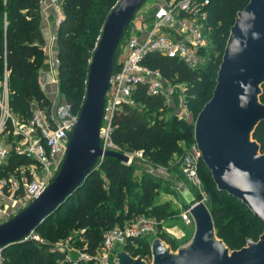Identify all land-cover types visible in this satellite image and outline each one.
I'll return each mask as SVG.
<instances>
[{
  "label": "trees",
  "instance_id": "16d2710c",
  "mask_svg": "<svg viewBox=\"0 0 264 264\" xmlns=\"http://www.w3.org/2000/svg\"><path fill=\"white\" fill-rule=\"evenodd\" d=\"M118 1L61 0L63 20L57 32L58 78L60 91L75 112L79 113L83 102L89 60L102 26ZM241 1L209 0L208 24L210 30L213 29L209 40L217 46L219 56H211L201 75L198 69L191 70L179 60L157 53L149 54L143 61L150 69L160 71L164 78L188 86L186 95L190 111H200L211 98L223 54L219 44L234 22L232 9ZM39 20L40 0H0V82L6 74L9 109L21 122L31 119L32 103L40 104V109L50 106L36 81L42 45ZM118 67L117 52L114 70ZM209 86L213 88L208 94L206 89ZM134 97L144 106L140 111L148 113L161 108L164 103L161 96H147L143 87H137ZM260 101L264 104V85ZM136 111L124 106L114 117L111 139L122 150L137 146L147 148L145 151L153 161L166 162L174 152L182 153L177 147L179 141L194 143L192 124L172 117L166 121L154 120L153 124L147 125ZM253 139L264 152V122L256 128ZM30 164L29 159L12 152L6 165L0 167V176H7L18 165ZM203 166L201 161L199 171ZM204 169L209 173L205 166ZM100 171L104 172V179H101ZM128 174L129 168L125 164L113 158H104L100 168L87 178L81 188L34 230L47 242L25 241L8 246L3 249L1 264H69L59 253L51 251L49 239H63L75 228L80 231L75 247L78 246L85 254L94 255L101 247L107 230L122 227V223L143 214L160 220L163 215L160 210L148 209L157 192L155 182L147 176L142 177L140 182L143 193L139 202L125 204L124 187ZM208 190L214 205L210 213L218 238L235 249H240L246 238L256 241L263 231V224L238 200L218 192L213 181ZM171 245L175 249L174 243ZM123 248L132 257L147 259L150 255L143 239L128 241ZM80 264L98 263L89 261Z\"/></svg>",
  "mask_w": 264,
  "mask_h": 264
},
{
  "label": "water",
  "instance_id": "95a60500",
  "mask_svg": "<svg viewBox=\"0 0 264 264\" xmlns=\"http://www.w3.org/2000/svg\"><path fill=\"white\" fill-rule=\"evenodd\" d=\"M146 1L119 0L108 14L89 60L83 102L59 171L38 198L0 224V249L25 242L81 188L99 159L127 163L123 154L101 150L99 129L118 46ZM263 85L264 0H248L229 29L211 98L193 125V141L216 190L238 200L263 224L258 239L230 250L218 238L206 204L184 186L180 194L193 222L190 240L173 249L151 235L146 240L148 262L118 247L112 264H264V152L253 139L264 122Z\"/></svg>",
  "mask_w": 264,
  "mask_h": 264
},
{
  "label": "built area",
  "instance_id": "2783aa9c",
  "mask_svg": "<svg viewBox=\"0 0 264 264\" xmlns=\"http://www.w3.org/2000/svg\"><path fill=\"white\" fill-rule=\"evenodd\" d=\"M146 2L152 8L151 21L148 22L144 14L135 15L123 35L117 49L119 67L113 70L109 80L99 129L101 150L123 154L127 157L125 165L132 163V156L114 144L111 139L115 115L124 106L137 110L144 109V106L134 97L137 87H143L147 96L165 97L169 92L168 86L171 84L170 80L164 78L160 71L150 69L143 64V61L149 54L157 53L167 58L177 59L189 69L196 70L207 48L210 33L207 9L209 0H147ZM42 3L54 8L58 16L57 22L61 24L63 20L61 0H40V6ZM51 40L56 42L57 35H52ZM47 64L49 71L45 73L44 84H41V87L49 83L58 86L60 83L56 74L60 64L59 58L52 56ZM2 87L4 92L0 93V138L8 125L15 126V119L8 104L6 76H4ZM42 110L38 108L33 111L31 119L27 121V126L22 128L23 139L21 142L19 140V143L14 141L15 148L12 145L10 150L0 147V167L6 165L13 152L17 156L29 159L42 172L40 178L21 184L12 175L0 176V213L3 207H9L12 212H9L8 216L17 213L21 207L25 208L38 198L54 178H51L52 173L57 174L65 155L68 136L78 120V112H75L66 101L53 106L47 117L42 114ZM12 133L17 134L14 130ZM103 160V157L98 160L95 170L100 168ZM200 162V153L192 144L180 158L179 167L190 184L193 196L204 203L206 193L198 176ZM20 191H23L21 197ZM179 219L185 226H193L187 208L179 214ZM156 234L152 220L138 218L122 227L107 230L103 234L101 247L94 255L82 252L73 258L67 254L68 245L51 246L50 249L52 252L63 255L64 261L69 264L89 261L98 264H112L116 248L124 247L128 241L132 242ZM26 241L44 243L35 231L28 235ZM2 252L3 249H0V264L2 263Z\"/></svg>",
  "mask_w": 264,
  "mask_h": 264
},
{
  "label": "rangeland",
  "instance_id": "374dc122",
  "mask_svg": "<svg viewBox=\"0 0 264 264\" xmlns=\"http://www.w3.org/2000/svg\"><path fill=\"white\" fill-rule=\"evenodd\" d=\"M248 0H242L236 8L232 9L233 17H236V14L241 11L245 5L247 4ZM152 10L151 6L148 2L142 6V8L136 13V15L146 14ZM211 33L213 29L211 28ZM209 31V32H210ZM229 29L226 33V37H228ZM222 39V42L219 44L221 50H224L226 39ZM216 45L212 44L208 39L207 48L204 50L202 54V61L198 63V70L200 72L204 71L207 63H209L211 56L218 57V53L216 51ZM4 79V78H3ZM171 84L168 86L169 92L165 97H163L164 103L163 106L154 112L148 113L145 111L138 110V114L141 116L142 121L145 122L147 125H151L154 123V120H168L169 118L175 117L176 120H183L186 124L194 125L195 119L199 113V110H192L190 111L187 107V89L188 86L185 83L178 82L177 80H171ZM3 82H0V93L2 94L3 91ZM212 86H209L206 89V93L209 94L212 90ZM60 95L64 99V94L61 93ZM65 100V99H64ZM35 104V103H32ZM40 105V104H39ZM38 105V106H39ZM137 110V109H136ZM51 113V108H47L46 110H42V114L46 117ZM15 119V126L8 125L4 134L1 138L7 142L9 141L10 144L15 148L14 141L23 139L22 135V128L27 126V121L21 122L20 119L13 115ZM29 121V120H28ZM16 132L17 134H13L12 131ZM6 132V133H5ZM194 144V143H193ZM192 146L189 142L179 141L177 144L178 149L181 154H177L174 152L171 155V159L166 162H155L151 158V155H147L146 151L147 148L142 149L141 147L137 146L133 149H124L123 151L126 152L128 155L132 156V163L130 165H126L129 168V174L125 179V187H124V196H125V204L129 202H139L142 197V189H141V179L144 176L151 178L156 184V196L153 199L151 206L148 208L149 210L156 211L157 209L163 214L158 220L151 215H140L137 216L138 218H145L146 220H152L155 224L156 229V236L160 237L161 239L168 244L174 243L175 249L178 246H181L188 242L193 234V226L191 228L186 227L179 219V214L183 212L186 207V202L184 201L182 195L180 194V190L185 186L191 191V187L187 179L182 174L180 167H179V160L180 158L187 152L188 148ZM13 151V150H12ZM177 151V150H175ZM22 164V163H21ZM8 176H13L20 184L24 182H28L32 179H38L42 176V172L40 168L34 164L30 165H18L14 167L12 171H9ZM56 172L52 173V177H55ZM99 175L101 179H104V172L100 171ZM198 176L201 180L203 185L204 191L206 193V200L205 204L208 207L209 211L213 210L214 205L212 204V196L208 187L212 185V181L210 178V174L204 169V166L200 168ZM20 197L23 195V191L19 192ZM16 206H19L15 204ZM3 207V206H2ZM26 207V206H25ZM23 209L22 207L20 210ZM19 210V211H20ZM11 213V208H2V213H0V224L7 221L15 214ZM130 221H126L122 223V226L129 223ZM217 233V232H216ZM78 234L80 231L77 229H71L70 233L67 236H63V239H49L51 246H62L63 247L68 245L69 251L67 254L72 256L73 258L77 257L78 253H82L80 249L75 247V244L78 242ZM145 237L143 240L146 242L147 238ZM43 239V238H41ZM243 241V246H245V241ZM44 243L47 242L44 240ZM71 241V243H69ZM147 243V242H146ZM225 243V242H224ZM227 246V245H226ZM242 246V247H243ZM230 250H238L235 248H231L227 246ZM174 249V248H173ZM61 255V254H60ZM60 257L63 258V255ZM146 259V258H145ZM61 260V259H60ZM150 260V255L146 259L148 262Z\"/></svg>",
  "mask_w": 264,
  "mask_h": 264
},
{
  "label": "crops",
  "instance_id": "0c3cea01",
  "mask_svg": "<svg viewBox=\"0 0 264 264\" xmlns=\"http://www.w3.org/2000/svg\"><path fill=\"white\" fill-rule=\"evenodd\" d=\"M151 16H152L151 12L144 14V18L145 19L148 18L147 20L148 22L151 21L150 19ZM57 19H58V16L54 8L46 3H42L40 6V20H39L40 36L42 39V45H40L41 59H40V65L37 70V80L36 81L39 86L40 92L43 94L45 99H47L48 102L50 103V108H52L59 102L65 101L60 95V84L56 86L55 84L49 83L45 85L44 87H41V84H44L45 73L49 71V66L47 64L48 60L52 56L58 57L59 55L57 41L52 42L51 40L52 35L54 34L57 35L58 29L60 26V24H58L57 22ZM56 77H58V68H57ZM34 103L35 104H32V107H31L32 113L34 110L38 108L40 109V106H38L36 102ZM42 109L46 110L47 108H42ZM30 135H33V133H30ZM9 144H10L9 141L6 142L4 138H0V147H4L7 150H10L11 144L10 145ZM188 227L191 228V226H188Z\"/></svg>",
  "mask_w": 264,
  "mask_h": 264
}]
</instances>
